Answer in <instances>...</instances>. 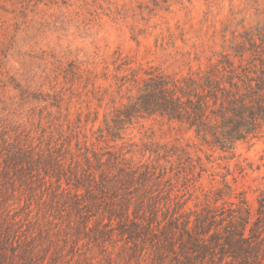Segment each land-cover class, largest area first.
<instances>
[{
    "label": "trees",
    "instance_id": "1",
    "mask_svg": "<svg viewBox=\"0 0 264 264\" xmlns=\"http://www.w3.org/2000/svg\"><path fill=\"white\" fill-rule=\"evenodd\" d=\"M233 55L240 61L221 54L186 75L145 73L139 94L99 128L98 141H116L133 119L156 116L191 133L163 144L155 163L86 142L78 152L32 138L0 148V264H264V190L255 207L226 184L195 197L200 145L234 153L264 137V47ZM6 185L27 192L25 220L11 215ZM34 196L42 215L33 221Z\"/></svg>",
    "mask_w": 264,
    "mask_h": 264
},
{
    "label": "rangeland",
    "instance_id": "2",
    "mask_svg": "<svg viewBox=\"0 0 264 264\" xmlns=\"http://www.w3.org/2000/svg\"><path fill=\"white\" fill-rule=\"evenodd\" d=\"M243 44L264 47V0H0V148L32 138L78 152L86 142L133 165L155 163L163 144H185L191 133L156 116L133 119L116 141H98L99 128L139 94L145 73L186 75L221 54L239 62L233 50ZM200 148L206 171L195 197L226 184L255 207L264 137L234 153ZM6 186L11 215L25 220L27 192ZM33 198L34 221L42 207Z\"/></svg>",
    "mask_w": 264,
    "mask_h": 264
}]
</instances>
